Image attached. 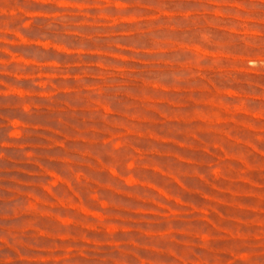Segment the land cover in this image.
I'll return each instance as SVG.
<instances>
[{"label": "clouds", "instance_id": "obj_1", "mask_svg": "<svg viewBox=\"0 0 264 264\" xmlns=\"http://www.w3.org/2000/svg\"><path fill=\"white\" fill-rule=\"evenodd\" d=\"M0 264H264V0H0Z\"/></svg>", "mask_w": 264, "mask_h": 264}]
</instances>
